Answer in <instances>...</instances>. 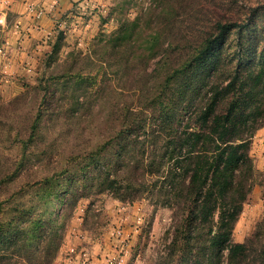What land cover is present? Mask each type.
Segmentation results:
<instances>
[{"label": "rangeland", "instance_id": "1", "mask_svg": "<svg viewBox=\"0 0 264 264\" xmlns=\"http://www.w3.org/2000/svg\"><path fill=\"white\" fill-rule=\"evenodd\" d=\"M68 3L53 17L37 71L20 76L9 89H0V220L10 222L0 232V245L4 238H15L14 227L21 218L26 228L39 230V219L21 212L47 206L44 224L64 226L52 264H63L64 260L69 264H167L163 256L171 212L145 195L122 201L110 192L91 193L77 199L65 221L58 220L68 203V192L85 179L75 165L84 163V156L93 153L114 127L128 123L127 117H146L147 122L154 119L155 128H163L169 119L163 113L159 116L154 106L166 99V77L171 68L215 30L218 21L225 22V17L249 24L244 29V36L253 39L249 62L264 67V0ZM149 34L157 37L151 47ZM237 40L236 34H229L221 59L232 57ZM45 92L44 115L37 132L30 135ZM128 109L138 112L128 114ZM259 129L250 150L255 165L264 164V132L255 136ZM25 146L24 168L13 176ZM105 158H113L112 152ZM257 171L233 230L235 241H243L257 227H262L264 240V170ZM49 175L53 179L44 182ZM93 243L96 252L91 248Z\"/></svg>", "mask_w": 264, "mask_h": 264}, {"label": "trees", "instance_id": "2", "mask_svg": "<svg viewBox=\"0 0 264 264\" xmlns=\"http://www.w3.org/2000/svg\"><path fill=\"white\" fill-rule=\"evenodd\" d=\"M225 19L171 68L166 77V99L154 106L159 116L163 113L169 119L163 128H155L154 119L147 122L146 117H127L128 123L114 127L93 153L84 156V163H76L85 179L68 192L59 221L72 214L79 197L91 193L110 192L122 201L145 195L171 212L165 263L264 264L262 227L243 241L233 239L258 172L250 150L256 130L264 126V67L249 62L253 39L244 36L249 24ZM230 33L238 36L232 46V57L236 58L225 61L220 55L224 44L230 42ZM148 39L151 47L156 34H149ZM45 100L46 92L41 95L30 135L37 132ZM137 112L128 109V114ZM25 151L26 146L11 175L24 168ZM110 152L113 158L104 159ZM49 176L43 181L53 179ZM34 211L23 210L21 214L36 216L40 229L26 228L23 218L16 222L15 238H4L0 245V264L53 263L64 226L44 224L47 206ZM6 223L10 224L0 220V232ZM14 244L16 249L11 251Z\"/></svg>", "mask_w": 264, "mask_h": 264}, {"label": "crops", "instance_id": "3", "mask_svg": "<svg viewBox=\"0 0 264 264\" xmlns=\"http://www.w3.org/2000/svg\"><path fill=\"white\" fill-rule=\"evenodd\" d=\"M6 1L9 2L7 6ZM68 4V0H0V46L5 51V55L0 58L1 90L16 85L15 81L20 76L28 77L37 71L36 66L44 47L42 44L51 32L53 17L67 8ZM19 87L18 83L17 91ZM262 132L264 127L255 136ZM255 166L264 170V164ZM96 247L95 244L91 246L95 252ZM63 264L69 263L64 260ZM72 264L77 263L75 261Z\"/></svg>", "mask_w": 264, "mask_h": 264}, {"label": "built area", "instance_id": "4", "mask_svg": "<svg viewBox=\"0 0 264 264\" xmlns=\"http://www.w3.org/2000/svg\"><path fill=\"white\" fill-rule=\"evenodd\" d=\"M37 16H39V14H37ZM0 55H5V51L4 48L2 46H0Z\"/></svg>", "mask_w": 264, "mask_h": 264}]
</instances>
